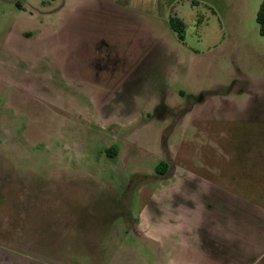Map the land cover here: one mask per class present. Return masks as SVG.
I'll return each mask as SVG.
<instances>
[{
	"label": "rangeland",
	"instance_id": "374dc122",
	"mask_svg": "<svg viewBox=\"0 0 264 264\" xmlns=\"http://www.w3.org/2000/svg\"><path fill=\"white\" fill-rule=\"evenodd\" d=\"M260 3L0 0V264H264Z\"/></svg>",
	"mask_w": 264,
	"mask_h": 264
},
{
	"label": "trees",
	"instance_id": "16d2710c",
	"mask_svg": "<svg viewBox=\"0 0 264 264\" xmlns=\"http://www.w3.org/2000/svg\"><path fill=\"white\" fill-rule=\"evenodd\" d=\"M256 20L259 25L260 33L264 36V0H261L259 9L257 11ZM171 26L173 29L180 33V37L183 38L182 31L184 30L185 24L179 18L173 17L171 19ZM168 169V163L165 161L160 162L156 166V171L160 174H165Z\"/></svg>",
	"mask_w": 264,
	"mask_h": 264
},
{
	"label": "crops",
	"instance_id": "0c3cea01",
	"mask_svg": "<svg viewBox=\"0 0 264 264\" xmlns=\"http://www.w3.org/2000/svg\"><path fill=\"white\" fill-rule=\"evenodd\" d=\"M208 254V253H207Z\"/></svg>",
	"mask_w": 264,
	"mask_h": 264
}]
</instances>
